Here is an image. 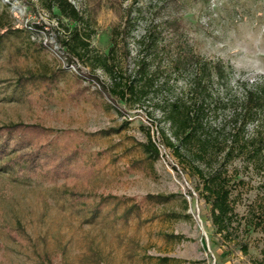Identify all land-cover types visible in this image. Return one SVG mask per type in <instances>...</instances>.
I'll use <instances>...</instances> for the list:
<instances>
[{
  "label": "rangeland",
  "instance_id": "1",
  "mask_svg": "<svg viewBox=\"0 0 264 264\" xmlns=\"http://www.w3.org/2000/svg\"><path fill=\"white\" fill-rule=\"evenodd\" d=\"M71 1L95 30L90 43L100 53L131 6V33L127 45L115 41L116 59L124 76L145 59L158 86L140 106L109 100L87 75L108 83L104 72L59 52L65 28L40 0H0V135L22 129L26 137L0 157V264H264L262 233L245 225L249 206L264 197V175H239L235 228L222 238L197 179L163 144L168 125L155 105L189 94L195 67L173 65L187 52L223 67V79L214 76L207 88L213 97L232 98L239 81L264 77V0ZM149 33L156 39L148 48ZM214 111L210 124L227 125L229 109ZM152 133L167 156L145 153ZM50 144L52 160L23 174L24 159ZM155 195L170 199L158 203Z\"/></svg>",
  "mask_w": 264,
  "mask_h": 264
},
{
  "label": "trees",
  "instance_id": "2",
  "mask_svg": "<svg viewBox=\"0 0 264 264\" xmlns=\"http://www.w3.org/2000/svg\"><path fill=\"white\" fill-rule=\"evenodd\" d=\"M47 11L52 12L59 20L65 34L59 37L61 54L69 57V62H82L92 71L101 70L108 76V83L100 81L95 74L87 75L97 80L109 100L123 101L131 106H140L156 88L155 75L149 73L147 61L142 60L137 70L124 76L116 59L117 44L120 39L123 45L130 36L132 22L129 15L132 7L126 10L127 18L122 26L112 29L111 45L106 53H100L91 45V37L95 30L88 18L74 5L71 0H40ZM72 22L66 27L61 20ZM151 34V37H150ZM154 33L143 36L145 47H154ZM116 43V44H115ZM3 41L0 36V50ZM126 48V47H125ZM128 58L129 51L122 49ZM180 56V55H179ZM175 68L195 67L189 94H181L171 98H162L155 103L161 112L162 120L168 125L169 134L161 129V140L169 148L183 169L198 181L197 190L202 200L209 205L212 224L215 232L222 238H230L236 213L233 193L237 196L239 188L245 184L240 174L264 175V77L250 83L239 81V93L225 99L213 97L207 88H212L214 76L223 79V67L219 63L210 66L207 61L196 53L187 52L173 63ZM132 77V78H131ZM222 106L230 111L228 124L214 127L210 124V116L215 114L217 107ZM115 106V105H114ZM228 126V127H227ZM5 136L0 135V157L10 155L21 146L26 137L22 129H9ZM20 135V136H19ZM20 142V143H19ZM12 143V144H10ZM11 145V147L9 146ZM55 145L40 146L31 156L24 159L21 166L23 174L36 172V168L51 161L55 156ZM145 153L152 159L159 157V151L148 137L143 145ZM18 160L1 164L3 169L11 168ZM34 161V162H33ZM70 159H66V163ZM65 163V164H66ZM18 164V163H17ZM152 199L165 203L170 196L155 195ZM126 206V204H125ZM101 204L92 208V217L99 214ZM245 225L262 233L264 253V197L251 204L248 209ZM130 211H125V214ZM168 213L167 216H174ZM176 216V215H175ZM172 237V235H167ZM246 252V245H242ZM163 260H167L166 258Z\"/></svg>",
  "mask_w": 264,
  "mask_h": 264
},
{
  "label": "built area",
  "instance_id": "3",
  "mask_svg": "<svg viewBox=\"0 0 264 264\" xmlns=\"http://www.w3.org/2000/svg\"><path fill=\"white\" fill-rule=\"evenodd\" d=\"M152 139H153V142H154V144L156 145V147H157V149L159 151V156L161 158H163L164 155L167 156L166 151L164 149L163 150L161 149V147L163 148V146L159 143V139H158L157 135H156V138H155V136L152 133Z\"/></svg>",
  "mask_w": 264,
  "mask_h": 264
}]
</instances>
